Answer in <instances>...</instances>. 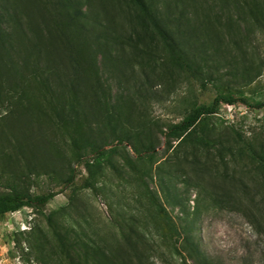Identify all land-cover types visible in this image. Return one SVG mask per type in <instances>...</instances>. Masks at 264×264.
Returning <instances> with one entry per match:
<instances>
[{
  "label": "rangeland",
  "instance_id": "obj_1",
  "mask_svg": "<svg viewBox=\"0 0 264 264\" xmlns=\"http://www.w3.org/2000/svg\"><path fill=\"white\" fill-rule=\"evenodd\" d=\"M15 1L18 23L2 24L0 191L57 193L0 216V264H133L134 231L158 240L156 201L210 264H260L264 170L249 148L264 154V0H152L191 68L130 0H76L75 21L64 0ZM216 96L203 142L165 137ZM159 250V264H182Z\"/></svg>",
  "mask_w": 264,
  "mask_h": 264
},
{
  "label": "trees",
  "instance_id": "obj_2",
  "mask_svg": "<svg viewBox=\"0 0 264 264\" xmlns=\"http://www.w3.org/2000/svg\"><path fill=\"white\" fill-rule=\"evenodd\" d=\"M32 0H27L26 3ZM135 4L144 14V16L152 23L153 27L156 29L158 34L162 37L166 43L168 49L172 54H175L177 59L181 60V63L187 67L191 68L190 63L188 62V55L186 50L180 46V42L175 39V35L171 29H168V24L162 19L159 12L153 7L154 3L152 0H130ZM54 4L57 2L59 4L63 3V0H52ZM67 3L71 6L72 12L69 13V20L75 21L79 17L84 16V13L80 10L76 0H64V4ZM54 8V7H53ZM19 7L18 3L15 0H0V60L1 56L3 57V52L9 50L8 45L11 46V32L5 31L2 28L3 21L5 16L9 17L15 22L18 23L17 13ZM85 26L78 25L77 29L80 32ZM79 30H77L79 32ZM2 51V52H1ZM72 53H76L74 49ZM2 61V60H1ZM223 98L221 96H216L210 104H201L195 106L187 114L176 123H172L167 126L166 131L164 132L165 137L167 138H190L193 141L203 142L204 134L203 129L200 126V120L205 116L214 114L220 101ZM238 100L243 103H248L244 96L238 98ZM235 101V100H228ZM264 106L263 102L257 104ZM91 151L97 155H103L104 149L99 147H92ZM249 151L253 158L258 161L264 170V154H259L256 150L249 148ZM155 153L154 145L150 144L144 146L142 150L137 152L138 159L148 158L150 159ZM94 166V163H85L84 167L88 171L87 178L84 180L83 186L90 185L91 178V167ZM75 170H72L69 175L68 182H74ZM57 192L50 191L46 193H37V194H24L14 188H11L6 191H0V216L5 215L8 212H13L20 210L24 207L42 209L48 201L56 194ZM156 213H157V223L160 226V231L157 233V239L146 238L145 235L134 231V237L136 243L133 248V253L135 261L133 264H159L158 261L161 256H163V251L159 250V247H163L174 250V253L182 255V264H188L187 260H192L193 264H210L207 261V257L200 248L199 244L195 241H192L191 234L189 231L183 232L179 226L174 222L170 217L162 203L155 202ZM47 220L50 221V215H47ZM260 233V232H258ZM143 246H139V245ZM180 248L183 249L186 255H183L180 251ZM103 264V263H102ZM260 264H264V244L261 248L260 253Z\"/></svg>",
  "mask_w": 264,
  "mask_h": 264
}]
</instances>
